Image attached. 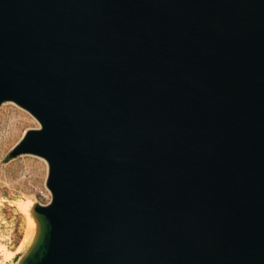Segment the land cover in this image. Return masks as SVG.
Here are the masks:
<instances>
[{"label": "water", "instance_id": "1", "mask_svg": "<svg viewBox=\"0 0 264 264\" xmlns=\"http://www.w3.org/2000/svg\"><path fill=\"white\" fill-rule=\"evenodd\" d=\"M40 124L18 264H264V0H0V106Z\"/></svg>", "mask_w": 264, "mask_h": 264}, {"label": "rangeland", "instance_id": "2", "mask_svg": "<svg viewBox=\"0 0 264 264\" xmlns=\"http://www.w3.org/2000/svg\"><path fill=\"white\" fill-rule=\"evenodd\" d=\"M39 127L38 121L17 104L5 102L0 106V245L13 253L8 260L0 255L3 264H18L28 247L20 250L27 219L17 209V203L29 200L47 205L51 201L46 160L35 155L11 156L24 134Z\"/></svg>", "mask_w": 264, "mask_h": 264}, {"label": "bare ground", "instance_id": "3", "mask_svg": "<svg viewBox=\"0 0 264 264\" xmlns=\"http://www.w3.org/2000/svg\"><path fill=\"white\" fill-rule=\"evenodd\" d=\"M34 205H36V204H34L33 202H31L29 200L17 203V207H18L17 209H19L21 211V213L24 214L26 219H27V233L25 234L26 236L24 237L25 239L23 240V244H22L20 250H22V248L24 246L29 247V245L31 244V241L33 240V238L35 236V231H36L37 225H36V221H35L32 213H31V210H32ZM28 247H27V249H28ZM0 249H2V251H0V255L3 256L5 259L8 260L12 257L13 253L3 244L0 245ZM27 249H26V251H27ZM15 253H16V251H15ZM0 264H3V263L0 262Z\"/></svg>", "mask_w": 264, "mask_h": 264}, {"label": "snow or ice", "instance_id": "4", "mask_svg": "<svg viewBox=\"0 0 264 264\" xmlns=\"http://www.w3.org/2000/svg\"><path fill=\"white\" fill-rule=\"evenodd\" d=\"M0 251H2V249H0Z\"/></svg>", "mask_w": 264, "mask_h": 264}]
</instances>
